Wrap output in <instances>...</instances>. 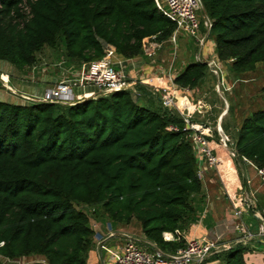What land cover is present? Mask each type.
<instances>
[{
	"label": "trees",
	"instance_id": "16d2710c",
	"mask_svg": "<svg viewBox=\"0 0 264 264\" xmlns=\"http://www.w3.org/2000/svg\"><path fill=\"white\" fill-rule=\"evenodd\" d=\"M202 3L222 64L242 75L264 63V0ZM175 30L155 0H0V61L24 71L46 47L60 45L78 65L102 59L108 46L134 59ZM208 75L207 61H195L174 82L195 90ZM135 88L73 106L0 101V256L88 264L97 236L78 205L114 224L138 222L167 254L186 245L164 235L195 221L203 183L194 146L179 112ZM235 137L236 154L264 169V108L242 118ZM244 253L217 255L224 264H247Z\"/></svg>",
	"mask_w": 264,
	"mask_h": 264
},
{
	"label": "crops",
	"instance_id": "0c3cea01",
	"mask_svg": "<svg viewBox=\"0 0 264 264\" xmlns=\"http://www.w3.org/2000/svg\"><path fill=\"white\" fill-rule=\"evenodd\" d=\"M208 38L210 39L211 35ZM196 46L201 50L196 48L192 53L190 50L186 49L180 51L182 62L176 67L177 74L184 71L191 62H206L209 57L216 55L214 40L207 43L204 48H200L198 44H196ZM119 60L124 64L130 76V80H133V83L142 88L141 92L144 95L146 94L148 99H153L154 97L157 98L156 100L159 102L160 100L159 97H157L155 89L148 85L146 79L160 77L163 85L166 87L169 86L166 75L170 66V64H168V50L164 49L160 52L155 60L149 59L145 55L134 59H126L123 56H119ZM78 69L79 65L77 69L76 67L72 69L71 74ZM0 71H4V73L9 76H15L12 83L14 86H17L18 73L22 71L17 70L14 66L5 61H0ZM210 78L209 76L206 77L197 89L190 90L189 93L193 94L200 91H202V93L207 92L208 88L205 84L209 82ZM213 80L215 81L214 78ZM136 85H134V87H136ZM136 89L137 88H134V90ZM45 91L46 89L44 93ZM82 92L83 90L81 89L77 90L78 94ZM191 98L193 97L191 96ZM199 99L200 98H198V100ZM189 102L190 106H192L190 109H188ZM191 102V100L183 101L182 99L176 111L179 112L180 115L181 113H190L194 107V102ZM10 103L25 105L14 101ZM225 113L226 110L221 113L219 112L216 118L215 126L220 125V123L221 125L215 127V142L220 138L218 130L221 134L228 136L223 129L222 122L223 119H225L226 123V119L230 118L231 113L227 112L229 116ZM239 120L242 121V116L233 114L232 125L225 124L227 131H230L231 134V137H228L234 145L227 148L222 147L218 150V154L222 160L221 166L217 170H213L205 163L200 164L199 171L201 173L203 189L201 194L195 196V200L193 201V219L195 221L182 232H177V234H166L164 236L166 241H177V239L179 240L181 238L186 243L191 239L203 236H209L214 239L217 238L221 241L220 244L222 246L214 252L204 264H224L223 258L219 257L217 253L223 252L225 248L237 247H243L245 249L244 257L247 264H264V237L260 235L261 229L264 228L263 224L260 220H257L250 211L242 209V207L247 206L246 202L248 201L250 204H253L257 210L264 212V187L260 184L262 179L258 171L255 168H250L247 163L242 161V157L235 152V136L240 125ZM245 182L248 186L249 198L246 196ZM236 207H239V209L244 212L241 220L235 216ZM245 216H247L248 220H245ZM92 217L91 226L96 232L97 238L94 241V247L87 255L88 264H98L100 262L101 254L99 252V244L102 241H105L110 248L115 249L122 246L129 238H133L149 249L157 248L154 244L146 240L142 233L141 225L138 222L134 221L130 225L114 224L109 222L107 217L101 212L99 214H94ZM249 217L251 219H249ZM238 221L244 222L248 229L256 236L253 240L245 241L236 231L235 226ZM27 259L32 260L31 262L35 260H37L36 262H42L45 258L42 256H31L15 260L23 263ZM4 260L6 262L7 259L4 258Z\"/></svg>",
	"mask_w": 264,
	"mask_h": 264
},
{
	"label": "built area",
	"instance_id": "2783aa9c",
	"mask_svg": "<svg viewBox=\"0 0 264 264\" xmlns=\"http://www.w3.org/2000/svg\"><path fill=\"white\" fill-rule=\"evenodd\" d=\"M155 2L158 9L176 24V30L168 42L176 45L178 36L182 34L183 36L196 39L200 48L205 47L211 33L212 21L205 12L202 0H155ZM201 11L205 14V18L202 20ZM165 43L150 40L144 48V55L149 59L155 60L160 51L164 49ZM207 64L210 73L217 79V87L220 90L228 91L229 87L226 86L222 63L218 60L217 55L209 57ZM166 75L169 81L168 87L163 85L160 77L148 78L146 82L155 89L164 108L176 111L182 99L183 101L188 100L190 90L181 89L175 84L174 79L178 75L176 73V62L174 66L170 64ZM72 76L74 77L65 78L57 83L55 87L47 89L41 97L36 96L37 98H28L27 100L31 103L44 102L73 106L90 98L130 90L129 88H135L134 85H136L133 80H130L124 64L119 60V55L116 53L115 48L111 46L106 47L105 55L102 59L79 65V69L74 71ZM4 78L9 84L10 77L5 75ZM78 89L83 90V92L78 94ZM135 94L137 95V93ZM134 98L138 100V97ZM192 115L193 112L181 113L186 123L184 130L189 131L188 137L194 146L199 167L200 164L205 163L210 169L217 170L222 164L218 150L222 147H230L234 143L228 136L221 134L218 129L220 138L215 142L213 129L209 125L193 122ZM171 129L178 131L179 128L171 127ZM242 161L254 167L264 181V169H257L245 157H242ZM199 175L201 178L200 171ZM243 215L244 212L239 207H236V218L241 220ZM235 229L245 241H251L256 237L242 221H238ZM260 235H264V228L261 229ZM220 243L221 241L217 238L203 236L191 239L184 247L167 254L158 248H144L136 240L129 238L122 246L115 249L110 248L105 241H102L99 244V252L101 259H104V264L106 263L104 254L109 259V262L112 261L113 264H204L222 246ZM4 245V242L0 243V248ZM0 258L3 257L0 256ZM5 259L10 263L23 264L15 259ZM34 264L49 263L44 259L42 262H35Z\"/></svg>",
	"mask_w": 264,
	"mask_h": 264
},
{
	"label": "rangeland",
	"instance_id": "374dc122",
	"mask_svg": "<svg viewBox=\"0 0 264 264\" xmlns=\"http://www.w3.org/2000/svg\"><path fill=\"white\" fill-rule=\"evenodd\" d=\"M200 16L201 20L205 18V14L202 11L200 12ZM212 41L213 38L211 37L207 43H210ZM196 44H198L196 39L183 36L182 34L178 36L176 45L166 41L164 49L168 50V64L174 66L176 62L177 67V65L182 62L180 58L182 56L180 54V51L183 49L190 50L191 53L196 48L198 50H201L196 46ZM77 66L78 64L69 61L61 45L56 49L46 47L39 54L38 60L33 67L27 68L26 70L18 73V80L16 79L17 86H14V84L12 83V80L15 78V76L8 75L10 77V83L8 84L4 80V77L5 75L7 76V74L4 73V71H0V101L8 103L14 101L29 105L30 101L27 100L28 98H37L36 96L40 97L44 94L45 89L47 90L51 87L53 88L63 79L73 77L71 74L72 69L74 67H76L77 69ZM221 66L224 70L226 86L229 87L228 91L220 90L217 87V79L213 75H210L211 73L209 71L208 76L211 78L209 79V82H206L205 84V86H207L208 88L207 92L202 93V91H200L193 94L188 93L189 98L187 97L188 100L190 99L195 103L194 107L197 111L194 110V107L191 110V112H193L192 116L194 121L199 124L209 125L213 129V131H215V127L221 125L220 123V125L215 126L217 120L216 118L218 117L219 112L221 113L222 111L226 110L225 114H227V112H230V110H232L235 112L236 116H242V118H245L247 114L264 108V63L259 64L255 71L242 75H237L231 70L230 62L225 64L223 63ZM212 77L215 79V81ZM191 96L193 98H191ZM198 98L200 99L198 100ZM190 107L192 106H190L189 102L188 109H190ZM227 115L229 116V114ZM232 120L233 114H231L230 118L226 119V123L232 124ZM239 122L241 123L240 120ZM226 123L225 119H223V129L225 130L227 135L231 137L230 131H227L225 125ZM248 166L254 169V167L250 165ZM261 181L262 182H260V184L264 187V181ZM78 208L83 209L91 217L94 216L93 208H86L81 205H78ZM242 209L248 210V207L245 206L242 207ZM249 219L251 218L249 217ZM245 220H248L247 216H245ZM262 237H264V235H262ZM143 247L146 248L145 246ZM103 256L105 257V264H113L112 261L109 262V259H107L105 254ZM101 260L102 259H100V262L98 264H104V259L102 261ZM0 261V264H4L7 262H5L4 258H0ZM31 261L32 260L27 259L23 262V264H34L37 260H35L34 262ZM6 264L16 263L7 262Z\"/></svg>",
	"mask_w": 264,
	"mask_h": 264
},
{
	"label": "water",
	"instance_id": "95a60500",
	"mask_svg": "<svg viewBox=\"0 0 264 264\" xmlns=\"http://www.w3.org/2000/svg\"><path fill=\"white\" fill-rule=\"evenodd\" d=\"M130 90H133L134 88L131 87L129 88ZM245 189H246V196L249 198V191H248V186L247 183L245 182ZM248 206V210L253 214V216L257 219L260 220L263 224L264 227V212L261 210H257L253 204H250L248 201L246 202Z\"/></svg>",
	"mask_w": 264,
	"mask_h": 264
}]
</instances>
